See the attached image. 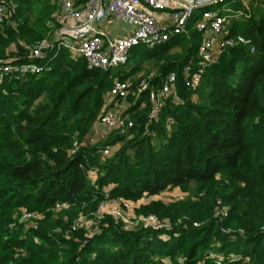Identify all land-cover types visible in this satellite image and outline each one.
Segmentation results:
<instances>
[{
    "label": "trees",
    "instance_id": "trees-1",
    "mask_svg": "<svg viewBox=\"0 0 264 264\" xmlns=\"http://www.w3.org/2000/svg\"><path fill=\"white\" fill-rule=\"evenodd\" d=\"M7 1L24 24L0 27V59L24 63L29 47L56 22L57 4ZM230 7L246 10L239 0ZM200 16L190 20L189 37L135 47L131 71L90 70L85 59L62 50L42 62L49 64L43 74L25 81L0 76V264H264V8L228 24L229 35L246 36L252 46L222 52L191 91L183 70L197 55ZM175 48L181 52L169 55ZM148 60L158 61L155 86L177 74L182 103L169 100L149 125L151 105L139 92L127 110L132 129L87 142L114 80L128 79ZM75 139L82 146L70 155ZM118 144L111 157H102ZM93 167L96 184L88 175ZM174 189L188 195L140 211L168 220L171 229H128L113 216L95 217L107 195L135 202ZM57 203L69 207L55 212ZM24 211L42 218L24 222ZM80 215L94 221L91 228L98 224L94 234L80 227Z\"/></svg>",
    "mask_w": 264,
    "mask_h": 264
},
{
    "label": "built area",
    "instance_id": "built-area-1",
    "mask_svg": "<svg viewBox=\"0 0 264 264\" xmlns=\"http://www.w3.org/2000/svg\"><path fill=\"white\" fill-rule=\"evenodd\" d=\"M236 1L215 0L207 5H200L185 0H88L82 7H76L72 0H55L56 29L50 32L47 38L29 47L27 62L14 63L8 59H0V76H12L17 80L25 81L29 76L43 74L49 70V64L42 62L55 58L62 50H67L74 58L85 59L90 70L107 72L128 64L131 51L135 47L145 46L155 49L178 36L189 37L190 20L197 11H200L201 16L194 26L201 38L200 45L196 57L191 59L183 70L186 88L195 91L200 87L208 68L217 62L222 52L237 47L252 46V40L246 36L229 35V17L251 18L249 0H241L246 8L245 11L230 9V4ZM210 7H217V10ZM103 22L111 26L127 25L132 30L127 36L106 40V32L100 27ZM23 24L24 21L18 17L17 6L7 0H0V27L18 30ZM254 50L252 47L251 51ZM51 53L54 56L51 57ZM159 77L160 74L152 72L147 78L142 79L138 88L134 90L130 82L116 78L107 94L97 128L99 127L106 136L112 133L125 135L132 129L135 123L127 113L132 93L135 97L139 92L147 93L151 105L149 125L160 119L162 110L169 100L182 103L177 92V74L171 72L165 76L159 86L153 85V81ZM173 125L174 122L169 120L168 127L171 128ZM149 132L148 130L147 133ZM81 146L82 143L75 139L70 155H75ZM118 148L119 144L107 146L102 152V157L104 159L111 157ZM98 174L97 167L89 170L88 175L93 184H96ZM112 204L130 209L129 201L107 195L95 214L97 220H101L104 215H110L117 222L126 221L123 219L122 211L117 208L110 210ZM68 207L67 203H57L53 210L60 212ZM224 216H228L227 211H224ZM41 218L42 215L38 212L24 211L22 221ZM141 221L144 229L153 231L168 229L170 226L169 222L161 223L157 215H150ZM79 224L81 228L84 227L82 219L79 220ZM222 231L226 234L230 233L226 229ZM17 252L22 253L23 250L18 249ZM212 257L215 258L214 255ZM246 262L249 260L247 259Z\"/></svg>",
    "mask_w": 264,
    "mask_h": 264
},
{
    "label": "rangeland",
    "instance_id": "rangeland-1",
    "mask_svg": "<svg viewBox=\"0 0 264 264\" xmlns=\"http://www.w3.org/2000/svg\"><path fill=\"white\" fill-rule=\"evenodd\" d=\"M239 1H241V0H239ZM258 6L262 7V9H263L264 8V0H258V1L255 0V1L251 2V3L249 2V7H250V10H251L252 14H254L256 12V8ZM213 9L217 10V7H214ZM219 9H222V8H219ZM230 9L235 10L233 7H230ZM241 10L245 11L244 8H241ZM198 14H200V11H197L195 15H198ZM243 19H245V18L241 17V18H237V19H234V18L232 19L231 17H229L228 18V22H229V24H231V21H233V20H243ZM55 23L52 24V26H50L51 29L48 32V34L50 32H53L56 29V25L57 24H55ZM48 34H47L46 38L49 36ZM180 52H181L180 48H175V49L171 50L169 55L179 54ZM69 54H70L71 58H74L73 54H71L70 52H69ZM134 61H135L134 59H133V61L131 59V62L128 65H126L125 67H119L118 69L115 70V72H118V71H121V70L131 71L132 69L136 68V65H137V62L136 61L134 62ZM158 67L159 66H158V61L157 60L145 61V62L140 64L139 72L133 74L131 77H129L125 81L130 82L132 84L133 90H134L135 84H137V83L139 84V82L142 79L147 78L152 72H156L157 74H160V70H159ZM131 97L135 98V95L132 93ZM106 137L107 136L104 135L102 133V131L99 132L98 130H96V127H94L92 132H91V134L86 139V141L90 142L91 144H98V143H101L102 141H104ZM154 143L157 145V142L154 141ZM187 195L188 194L182 192L181 189H174V190H169V191H167V192H165V193H163V194H161L159 196H155V197L144 196V197H142L141 199H139L138 201H135V202L127 200V201L130 202V209L129 210H127L125 208H120V206H118L116 204H112V206L110 207V210H112V208L113 209L117 208L120 211H122L123 219H125L126 221H123V220H120V221L124 222L127 225L128 229H135L136 230V228H143V226L141 225L143 223L141 221L142 219H144V218H146V217H148L150 215H157V214H154V213H150V214H144L143 213V214H141L140 211H141L142 207H144V206H147V207L148 206H152L155 203H161L164 206H169V205H171V204H173L175 202L184 200ZM83 216L84 215H80L79 218L83 220L84 227L89 228L88 229V230H90L89 234H94L95 233L94 232L95 228L98 227V224L94 228H91L95 224L94 221L91 220V219L84 218ZM159 220H160L161 223H163V222L168 223V220L162 221L161 218H159ZM171 228H173V226H169L168 229H171Z\"/></svg>",
    "mask_w": 264,
    "mask_h": 264
},
{
    "label": "crops",
    "instance_id": "crops-1",
    "mask_svg": "<svg viewBox=\"0 0 264 264\" xmlns=\"http://www.w3.org/2000/svg\"><path fill=\"white\" fill-rule=\"evenodd\" d=\"M74 2V4L76 5V7H82L83 5H85L87 3L88 0H72ZM100 27L105 30L106 32V40L108 39H112L114 37H124L127 36L132 28L130 26L127 25H122V24H115V25H108L107 22H103ZM96 130H98L99 132L100 129L99 127L97 128V124L95 125Z\"/></svg>",
    "mask_w": 264,
    "mask_h": 264
},
{
    "label": "water",
    "instance_id": "water-1",
    "mask_svg": "<svg viewBox=\"0 0 264 264\" xmlns=\"http://www.w3.org/2000/svg\"><path fill=\"white\" fill-rule=\"evenodd\" d=\"M185 1H192V2H196L200 5H207L215 0H185Z\"/></svg>",
    "mask_w": 264,
    "mask_h": 264
}]
</instances>
